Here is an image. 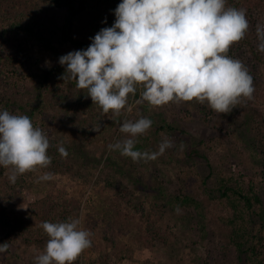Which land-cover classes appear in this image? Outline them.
Instances as JSON below:
<instances>
[{
  "label": "rangeland",
  "instance_id": "obj_1",
  "mask_svg": "<svg viewBox=\"0 0 264 264\" xmlns=\"http://www.w3.org/2000/svg\"><path fill=\"white\" fill-rule=\"evenodd\" d=\"M23 1L42 8L49 0ZM49 8L58 20L65 18L64 10L55 5ZM21 9L20 12L28 15L24 7ZM262 18L257 17L264 22ZM85 23L77 18L71 24L75 35L90 43L93 36ZM50 27L51 34L60 32L57 24ZM84 48L87 46L69 47L68 43H62L63 51L59 49V53ZM60 68V76H55L50 84L59 90L63 88L61 96H66L63 99L68 101L69 124L55 121L44 125L43 131L51 145L48 149L51 163L19 175L15 183L8 178L11 167L0 166V243L9 244L8 250L0 253V264H36L35 257L46 250L49 239L42 222L61 215L65 220L80 218V227L91 233L92 246L74 264H238L235 251L219 239L214 226L178 213L168 205L169 197L161 198L151 181L160 176L169 192H173L204 187L201 183L204 177L212 188L222 168L234 170L238 178H247L260 164L261 157L255 150L260 141L259 131L239 122L238 118L236 121L230 116L222 118V113L214 109L203 112L202 107L208 106L206 101L174 100L162 106L151 105L142 99L140 85H137L139 96L129 95L132 111L121 110L118 117L123 120L116 126L118 118H113L112 113L106 115L87 95L86 89L76 86L75 80H64L65 67L60 65ZM39 79H42L40 73L35 81L37 86L19 95L21 101L49 87V84H38ZM19 103H14L13 109L33 110V118H42L31 106L25 108ZM47 103L45 99V110ZM142 116L150 118L155 126L168 122L186 130L182 135L189 142L183 139L180 145H200L207 149L208 158L197 159L195 166L168 164L162 154L156 159L133 160L127 166L118 162L109 164L113 149L108 146L117 142L122 133L121 124ZM105 120L107 125L103 123ZM90 123L102 133L85 141L80 134ZM155 136L154 142L159 139ZM61 145L67 150V156L58 151ZM45 173H50L52 178L40 179ZM262 195L264 199V192Z\"/></svg>",
  "mask_w": 264,
  "mask_h": 264
},
{
  "label": "clouds",
  "instance_id": "obj_2",
  "mask_svg": "<svg viewBox=\"0 0 264 264\" xmlns=\"http://www.w3.org/2000/svg\"><path fill=\"white\" fill-rule=\"evenodd\" d=\"M228 0H120L113 10L115 21L101 28L91 44L63 54L62 78L76 81L87 90L104 113L119 116L132 111L129 95L142 86L141 97L151 105L172 101H205L220 113H229L242 98H253V77L244 63L226 53L234 42L245 37L249 28L246 9L227 6ZM264 51V24H257ZM48 63V62H46ZM50 66V65H49ZM153 121L148 117L125 120L124 140L110 144L133 160L156 159L173 142L164 138L158 151L135 147L137 137L146 133ZM50 140L25 114L0 111V166L11 167L9 181L19 175L47 167ZM58 151L67 156L62 145ZM45 173L40 177L49 180ZM81 219L43 221L49 239L46 250L35 257L36 264H74L92 246L91 233L80 227ZM9 248L0 243V253Z\"/></svg>",
  "mask_w": 264,
  "mask_h": 264
},
{
  "label": "trees",
  "instance_id": "obj_3",
  "mask_svg": "<svg viewBox=\"0 0 264 264\" xmlns=\"http://www.w3.org/2000/svg\"><path fill=\"white\" fill-rule=\"evenodd\" d=\"M119 3L120 0H49L41 8L34 4L29 6L23 0H0V111L6 109L13 113L15 110L17 114L28 115L34 126L42 130L44 125H51L55 121L69 124L66 110L68 101L63 99L66 96H61L63 88L59 90L57 86L50 84L62 72L59 63V49L63 51L61 44L88 47L91 42L75 35L71 24L73 20L82 18L90 29V35L94 37L101 28L114 23L116 17L113 10ZM15 5L21 7L17 9ZM51 5L65 11L63 20L57 19L55 12L49 8ZM227 6L246 9L249 28L245 37L234 42L226 55L244 63L253 77L255 91L252 99L242 98L229 113H222V118L230 116L235 121L238 118L239 122L247 123L260 132V141L258 144L256 142L255 148L261 157L260 164L255 172L243 179L238 178L234 170L222 168L217 184L212 188L205 177L201 179L204 187L197 186L191 191L178 189L169 192L165 180L160 176L152 179L151 186L161 194V198L168 196V205L178 213L188 218L197 217L207 225L214 226L219 239L235 251L238 264H264V182L261 183L264 181V51L258 48L260 40L256 31L258 23L264 24L257 19L263 17L264 20V0H228ZM22 7L28 15L20 12ZM53 24H57L60 29L57 35L51 34L53 29L50 26ZM39 73L42 74V79H39L38 84H49V87L21 101L19 95L31 90ZM135 95L139 96V93L136 92ZM45 99L48 100L46 110L43 106ZM57 102H60L59 105H56ZM14 103L25 108L31 106L42 118H33V110L28 112V109L20 110L18 107L13 109ZM201 110L209 112L213 108L208 104ZM110 113L112 112L107 114ZM113 118H118L116 126L123 120L116 115ZM103 123L107 125L106 120ZM114 124L116 123L112 125ZM185 132L186 130L168 122L156 126L152 124L146 133L137 137L135 147L141 151L148 150V147L157 151L161 141L168 138L173 145L162 154L164 162L176 166H195L197 159L208 158V152L200 145H180ZM101 133L102 130L92 127L90 123L80 136L85 141H91L94 135ZM128 135L122 132L117 141L124 140ZM153 135L159 137L155 142ZM184 140L185 143L189 142ZM132 161L131 157L113 149L109 164L118 162L127 166ZM209 165L212 166L211 163ZM54 218L51 222L65 220L63 215Z\"/></svg>",
  "mask_w": 264,
  "mask_h": 264
}]
</instances>
